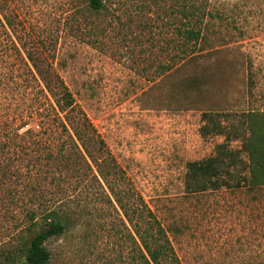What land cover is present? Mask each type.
Wrapping results in <instances>:
<instances>
[{
	"label": "rangeland",
	"instance_id": "rangeland-1",
	"mask_svg": "<svg viewBox=\"0 0 264 264\" xmlns=\"http://www.w3.org/2000/svg\"><path fill=\"white\" fill-rule=\"evenodd\" d=\"M183 2L204 11L205 26L202 51L181 68L182 37L175 28ZM103 3L94 13L86 0H0V150L6 145L0 161H13L10 169L18 164L17 182L31 183L38 196L20 194L18 183L11 201L0 189V261L21 235L31 197L47 208L74 196L80 183L73 172L43 169L36 176L25 166L37 143L67 136L59 120L39 125L46 118L38 115L44 108L38 104L46 107L52 99L26 71L34 70L26 59L31 53L47 59L71 92L73 115L120 169L116 183L132 189L139 206L142 200L143 216L148 211L160 222L180 264H264L260 197L244 187L193 194L184 189L186 164L212 156L224 140L201 136L202 110L238 126L240 110L264 111V0ZM194 77L200 84L185 91L183 82ZM231 147L240 149L241 141ZM90 188L96 197L103 193L96 184ZM83 200L91 213L103 209L107 216L85 214L77 227L45 243L48 264H114V206Z\"/></svg>",
	"mask_w": 264,
	"mask_h": 264
},
{
	"label": "trees",
	"instance_id": "trees-1",
	"mask_svg": "<svg viewBox=\"0 0 264 264\" xmlns=\"http://www.w3.org/2000/svg\"><path fill=\"white\" fill-rule=\"evenodd\" d=\"M86 6L94 13L104 9L103 0H86ZM178 12L181 21L175 31L182 37L179 56V60L185 61L179 66L182 68L202 51L201 43L205 25L202 24L204 11L186 5V2H183ZM26 59L31 63L30 67L34 69L26 70L27 73L33 81L40 80L44 83L46 96L52 99L46 107L44 103L38 104L39 108L44 107L41 111H37L38 115L46 118L44 122L39 120L42 122V124L39 122L40 127L47 126V121L59 120L61 133H66L67 136L62 138L60 134L59 141L53 144L37 143L34 157L27 161L25 166L28 170H35L36 176L43 169L53 171L59 169L61 173L73 172L80 183L78 182L79 186L76 184L72 189L74 196H65V200L57 204L53 203L47 208H42L41 203L37 206L34 203L36 199L33 197L29 199L32 204L25 210L26 221L21 235L11 250L1 254L0 264H48L50 252L45 247V243L77 227V219L85 214L93 215V219L96 216L99 219L107 216V212L103 209L91 213L92 208H86V203L81 206V199L99 204L107 202L111 207L114 206V212L117 214V220H114V229H112L114 264H180L160 222L148 211L149 217L143 216L142 209L145 207L141 198L137 196L142 204L139 206L132 200L136 195L135 192L132 189L122 188L116 183L114 176L120 173V169L105 153L103 142L94 140L91 136L92 132L85 128L87 125L84 121L73 115L77 106L75 100L63 81L56 76L54 70L50 69L48 60L34 57L31 53L26 54ZM26 64L24 62V65ZM169 70L171 68H167V71ZM24 80L28 81V77H24ZM200 82L196 77L184 81L185 91L196 89ZM41 92L44 91L41 90ZM50 112L53 114L51 115ZM237 113V120L240 121L241 126L221 120L218 116L221 114L202 110L201 136L207 137L211 134L222 136L224 140L215 146L212 156L186 164L184 189L187 193H204L221 189L239 190L244 187L249 191L248 193L253 192L255 197L257 195V198L260 197L264 202V111L240 110ZM69 115L73 120L69 118ZM65 120L75 128L74 131L65 126ZM22 126V129L27 127L24 122ZM241 127L243 136H240ZM43 134L42 132L41 135ZM236 140L241 141L240 149L231 147V143ZM3 149H6L5 143L1 147V153L4 152ZM10 162L8 164V162L0 161V186H3L0 189L12 201L17 192L15 187L23 182H17L19 180L18 164L15 165L17 168L10 169L9 165L13 161ZM20 169L23 170V166ZM46 176L48 175H43V177ZM34 179L27 181L32 182ZM94 183L103 192L97 197L95 191L90 192L92 190L90 187L95 189ZM29 191L34 197L37 196L31 183H24L23 187L21 185L20 194H26ZM261 214H263L262 228L258 230V233L263 239L264 207ZM103 225L99 224L98 228L104 230Z\"/></svg>",
	"mask_w": 264,
	"mask_h": 264
}]
</instances>
